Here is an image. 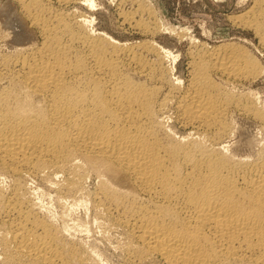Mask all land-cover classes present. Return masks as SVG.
Masks as SVG:
<instances>
[{
	"label": "bare ground",
	"instance_id": "6f19581e",
	"mask_svg": "<svg viewBox=\"0 0 264 264\" xmlns=\"http://www.w3.org/2000/svg\"><path fill=\"white\" fill-rule=\"evenodd\" d=\"M20 2L30 29L0 20V264L92 258L41 214L26 179L89 203L102 233L122 234L128 264H264V140L235 137L231 117L264 126L253 92L234 87L262 72L257 57L201 41L182 78L178 53L155 39L167 27L150 2L133 7L151 21L121 10L138 40L93 29L90 15ZM233 16L264 47V0Z\"/></svg>",
	"mask_w": 264,
	"mask_h": 264
},
{
	"label": "rangeland",
	"instance_id": "374dc122",
	"mask_svg": "<svg viewBox=\"0 0 264 264\" xmlns=\"http://www.w3.org/2000/svg\"><path fill=\"white\" fill-rule=\"evenodd\" d=\"M40 1L45 5L49 4L48 6H51L52 8L60 9L61 7L60 10L65 9L64 11L67 12H75L77 14L82 13L88 18L90 15V18L94 20L90 23V26H92L93 29H108L107 31L112 33L115 37L117 36V38L129 40H138L143 35L141 36V34L137 32L134 33L131 27H128L126 23L122 22V12L136 11L134 13L136 15L134 16L135 18L143 16L142 18L151 21L152 16L147 15L146 12L141 13L138 9H135L136 7H133L141 3L145 7L146 4L150 2L148 5L155 9L157 17L161 19L163 25H165L164 27H167L166 29L161 28L162 30L157 33L155 39L159 44L170 49L173 54L178 53L176 62L177 70L180 74L177 72V75L179 74L182 78L187 76L186 64L189 60L190 51H194V49L196 50L199 46L201 47L203 43L204 45L208 44L207 46L211 47V45H219L224 41L237 42L249 49L250 52L257 57L262 66V72L252 80L236 83L237 85L235 84L234 87L236 86L237 88H235L241 91L251 90L257 103L264 109V47L260 40L257 39L258 37L254 31L238 23L233 16L248 9L252 5L253 0H93V8L92 6H89V8L84 0H69L67 3L58 0ZM19 2L20 0H0L1 22L8 18L6 16H9L8 19L15 17L13 18L14 20L12 19L11 21L22 19L21 11H19ZM60 4L62 6L64 5V8H62ZM24 25H26V30L30 29L28 22L25 20ZM12 29L13 28L9 27L8 30L11 31ZM25 31L21 33L20 37L24 36ZM2 44L1 48L7 50L4 42ZM231 117L234 125H239H237V127L235 125V137L240 136L239 134H245L246 136H251L254 140H264V126L261 127V124L255 119L240 113L237 114L236 112H232ZM258 140L257 142H259ZM2 176L3 175L0 176V183L6 187L8 179L4 176L2 178ZM26 181L28 182V179H26ZM26 181V185L31 186L30 188L25 185L27 188H30L31 193L30 191H28V193H30V196L32 195L31 198L34 201L38 200L39 202H37L40 205L42 204V208H40L41 214L51 218V221H55L54 224L57 226H67L68 230H66L65 235L67 236L69 233V238H72L76 242L79 241L83 247L85 245V248H87V251H90H88L90 254L93 253L91 255L92 258H89L90 262L88 259L89 264H98V262L99 264H128L123 258L121 248L117 246L118 242L122 239V234L117 229H110L102 233V228L96 223L93 210L89 203H84L80 200L71 203L72 200H68L70 198H67L66 200L63 198V201L62 199L60 201L59 198L57 200L54 192L52 193V189L51 191L46 186L38 184L35 180L33 181L29 179L28 184ZM89 185H91V183ZM119 238L121 239L119 240Z\"/></svg>",
	"mask_w": 264,
	"mask_h": 264
}]
</instances>
